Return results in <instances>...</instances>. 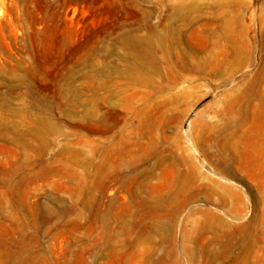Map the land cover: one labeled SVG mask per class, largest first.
<instances>
[{"label": "rangeland", "instance_id": "374dc122", "mask_svg": "<svg viewBox=\"0 0 264 264\" xmlns=\"http://www.w3.org/2000/svg\"><path fill=\"white\" fill-rule=\"evenodd\" d=\"M148 260L264 264V0H0V264Z\"/></svg>", "mask_w": 264, "mask_h": 264}, {"label": "bare ground", "instance_id": "6f19581e", "mask_svg": "<svg viewBox=\"0 0 264 264\" xmlns=\"http://www.w3.org/2000/svg\"><path fill=\"white\" fill-rule=\"evenodd\" d=\"M133 65L134 66L137 65V67L139 66L137 63L136 65L135 64ZM112 86L113 84L108 85L107 96H106L108 100V107H106V110H105V119H106L105 125H106L107 130H110L118 122L120 123L121 121H124L126 117H129V114L130 116H132V121L135 120L137 122V127H136L137 129H138V126H141L142 123L143 124L144 122L147 123V110H145L144 106H141V107L136 106L133 103L132 105H130L129 109L126 110L124 109V107L117 105L112 101V97L116 94H119L121 90L120 88L114 89L112 88ZM146 106H149V105H146ZM107 151L108 153H111L110 148H108ZM124 151L125 150L121 149L118 153H123ZM240 247L241 249L237 253L240 255V257L246 256V250L242 247V245ZM144 264H152V263H150V261L148 260Z\"/></svg>", "mask_w": 264, "mask_h": 264}]
</instances>
